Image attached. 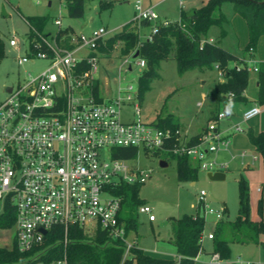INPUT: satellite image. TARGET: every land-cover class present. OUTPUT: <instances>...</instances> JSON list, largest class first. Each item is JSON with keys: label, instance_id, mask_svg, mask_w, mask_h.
Wrapping results in <instances>:
<instances>
[{"label": "built area", "instance_id": "1", "mask_svg": "<svg viewBox=\"0 0 264 264\" xmlns=\"http://www.w3.org/2000/svg\"><path fill=\"white\" fill-rule=\"evenodd\" d=\"M136 10V20L153 23L152 33L156 32L157 23L170 22L160 19L154 6L144 7L141 0L137 1ZM55 23L61 27V17ZM109 32L100 27L90 33H74L71 47L63 39L42 36L45 48L33 51L29 47V54L20 62L42 58L49 60L50 66L35 75L29 73L24 82L8 88L7 98L0 102V220L13 219L14 244L21 252L42 253L49 231L55 227L64 231V257L34 264H69L66 248L73 226L83 228L88 235H94L101 227L112 240L123 241L124 258L130 256L137 243L129 239L125 224L120 221L123 196L116 189L122 184H143L152 176V169L138 163L142 150L145 154L171 150L187 155L207 172L228 168L210 156L230 144L218 133L217 122L208 123L199 140L191 143L190 138L181 136V129L174 131L143 120L137 102L136 118L123 119V106L139 99V89L133 84L120 86L111 96L101 91L95 95L94 87L99 81L98 48ZM146 38H152L151 32ZM10 44L17 46V39H11ZM249 51L253 53L255 48L250 47ZM130 57L126 58L129 70ZM138 64L145 67L146 61L139 59ZM254 69L259 70L257 65ZM260 112L261 107L254 105L244 112V120ZM226 116V111L221 110L214 119L219 121ZM243 130V126L237 127V131ZM173 138L178 142L168 148ZM117 147H139L140 151L136 158H121L115 156ZM241 156L246 158V152ZM205 194L202 190L199 198L203 211L207 208ZM139 210L155 220L149 204L141 205ZM223 217L224 213H218V219ZM209 237L213 238V233ZM181 259L176 257L177 264ZM214 259L221 258L214 254Z\"/></svg>", "mask_w": 264, "mask_h": 264}, {"label": "rangeland", "instance_id": "2", "mask_svg": "<svg viewBox=\"0 0 264 264\" xmlns=\"http://www.w3.org/2000/svg\"><path fill=\"white\" fill-rule=\"evenodd\" d=\"M113 1L109 7L101 8L102 2ZM138 0H85V13L81 18L68 15L67 7L63 0H0V37L5 43V55L0 62V102L7 98V89L24 82L31 73L35 75L47 69L51 62L38 58L35 61L20 62V58L29 54L28 34L30 26L26 16L49 14L50 20L46 32H51L50 37L55 38L60 28L71 26L75 33H90L93 30L105 27L110 32L106 36L114 35L127 25H133L138 16L136 10ZM208 0H141L144 7L157 4L155 11L160 19H169L177 22L181 18L182 10L187 11L192 6H201ZM51 3V5H50ZM223 13L227 20L223 27L228 35L222 43L237 52L248 42V23L240 15L234 13L232 2L224 3L216 14ZM62 19V26L55 23L57 18ZM222 27L214 25L209 30L208 38L219 34ZM140 35L146 38L150 33L149 27H141ZM16 38L17 46H12L10 40ZM120 45L115 46L111 57L103 52H98L99 69L96 78L100 81V91L105 96L116 94L120 86L133 84L139 88V77L145 67L138 64L139 58L130 57L132 68L128 69L127 56L120 53ZM251 87L248 89L249 97L253 96L254 78L258 74L254 66L257 59L254 54L250 57ZM160 77L156 78L147 91L143 100L137 98L125 104L121 110L125 121L135 119V103L141 108V117L146 121H156L159 118L173 115L178 121L181 136L190 138L200 133L211 122H217L218 133L230 140L227 149H220L210 156L226 163L228 168L224 171L226 178L214 180L208 172L200 170L196 180L178 179L176 160L167 153L145 154L142 150L139 156V165L152 169V176L140 186V199L152 207L155 220L151 222L149 215L141 213L138 209L139 228L129 232V239L136 240L145 251L166 257H177V249L173 243L172 221L184 214H196L199 211L200 193L205 191L206 226L202 245L204 253L194 264H264V246L262 244L233 243L231 256L225 260H215L211 253L214 241L208 238L213 233L218 213H224L225 219L235 220L239 214V180L244 177L249 184L250 208L252 216L257 220L258 200L260 190L264 184V162L261 154L252 148L248 132L250 129L259 130L264 126V105L262 113L244 120L245 107L250 101L228 100L226 107L231 113L221 119H212V112L225 107L211 95L215 84L223 78L217 67L195 68L185 73H180L177 61L170 57L163 61L159 67ZM201 103V104H200ZM243 126V131H237L238 126ZM228 135V136H227ZM242 152L247 157L242 158ZM256 157V160H253ZM221 158V159H220ZM165 159L168 166L161 165ZM131 196V191L129 192ZM131 198V197H130ZM130 199L122 205V215L128 216L131 211ZM16 228L14 225L0 227V246L12 248L15 241ZM90 233V231H89ZM92 236V234H89Z\"/></svg>", "mask_w": 264, "mask_h": 264}, {"label": "trees", "instance_id": "3", "mask_svg": "<svg viewBox=\"0 0 264 264\" xmlns=\"http://www.w3.org/2000/svg\"><path fill=\"white\" fill-rule=\"evenodd\" d=\"M70 17L81 18L85 13V0H63ZM227 2H232L235 13L242 16L248 23L249 42L246 49L256 47L260 38L264 36V0H208L205 4L194 8L192 11L182 10L181 18L177 22L157 23V30L152 33L153 23L149 20H136L133 25H127L123 30L101 42L98 52L111 57L115 46L120 45L122 56H134L139 53V59L146 61L144 71L139 77L138 97L143 100L147 91L151 89L153 81L160 77L159 67L161 63L170 57L177 61L178 71L185 73L195 68H215L222 72L223 80H219L211 91V95L219 103L226 105L230 99L246 101V91L250 83V70L247 59L225 48L221 41L227 35L222 28L217 40L210 41L207 37L209 30L214 25L223 26L227 20L223 13L216 14L218 9ZM113 1L102 2L101 8L109 7ZM30 26L28 34L29 47L37 51L45 48L43 37H50L51 32H46L50 20L49 14L26 16ZM141 27H149L152 38H142ZM75 32L71 27L60 28L56 38L63 39L67 47H71L70 40ZM44 45V46H43ZM5 55V43L0 37V62ZM258 103L264 105V62L258 65ZM100 92V83L95 85L96 96ZM216 116V115H215ZM215 116L211 117L212 119ZM161 127H169L174 131L180 129V124L175 121L173 115L159 118L156 121ZM201 132L190 137L191 143L199 140ZM249 140L254 148L261 154L264 162V131L256 132L250 129ZM178 141L173 138L168 148H173ZM139 147H117L115 156L121 158H136ZM158 151L157 153H159ZM176 160L178 179L196 180L200 169L187 155L175 154L173 151L164 152ZM165 160V159H163ZM142 184H122L116 189V193L123 196V203L131 200V211L127 217L120 212V221L125 224L127 233L137 231L139 228L138 209L145 204L139 191ZM262 194L258 200L259 219H254L250 208L249 184L244 177L239 180V214L235 220H227L225 217L218 219L213 232L214 251L225 260L231 256L233 243H256L264 246V184ZM131 191V198L129 192ZM199 205L196 214H184L180 218H173L172 231L173 243L177 249V256L182 257L180 264H194L202 251V238L204 236L206 218ZM224 213L226 209L224 208ZM13 225V219H1L0 226ZM64 231L61 227H55L49 231L43 245L42 253L36 251L21 252L14 244L12 248L0 246V264H34L40 260L53 262L64 257L65 247L62 243ZM69 243L67 245V257L69 264H177L175 259H163L147 254L145 250L136 245L130 256L124 258L125 243L120 240H112L107 231L98 228L97 232L89 236L78 226L70 228ZM39 255V256H38ZM37 256V257H36Z\"/></svg>", "mask_w": 264, "mask_h": 264}, {"label": "crops", "instance_id": "4", "mask_svg": "<svg viewBox=\"0 0 264 264\" xmlns=\"http://www.w3.org/2000/svg\"><path fill=\"white\" fill-rule=\"evenodd\" d=\"M50 5H51V3H50ZM151 6H154V8H156L157 7V4H153V5H151ZM196 7H199V6H192L190 9H188L187 11H192L194 8H196ZM234 13H235V11H234ZM235 14H237V13H235ZM237 15H239V14H237ZM69 27H71V26H69ZM222 28H224L223 26H221ZM72 28V27H71ZM73 29V28H72ZM225 29V28H224ZM222 30V29H221ZM226 30V29H225ZM227 31V30H226ZM220 33H221V31H220ZM220 33L219 34H216V36L215 37H212V38H209L210 40H217L218 38H219V36H220ZM113 35V34H112ZM112 35H110V36H112ZM227 35H228V31H227ZM226 35V36H227ZM109 36V37H110ZM225 36V37H226ZM224 37V38H225ZM108 38V37H107ZM107 38H106V40H107ZM223 38V39H224ZM222 39V40H223ZM106 42V41H105ZM248 42H249V27H248ZM248 42H247V44H248ZM221 44L225 47V48H227L229 51H231V52H233V53H235V54H237L238 56H240L241 58H245V59H249L251 56H252V54H254L255 55V57H256V59H257V66L260 64V63H262V62H264V36L263 37H261L260 38V41H259V43H258V45L255 47V51L253 52V53H251L250 51H249V49H246V46H247V44L245 45V47H243L240 51H237V52H235V51H233V50H231L230 48H228L227 46H225L223 43H222V41H221ZM258 72V71H257ZM258 78H259V75L257 74L256 75V77L254 78V92H253V96L252 97H249V94H248V89L251 87V78H250V83H249V86H248V89H247V91H246V96H247V100L248 101H250L249 103H248V105L245 107V109L244 110H247V109H249L250 107H252V106H254V105H259L260 103H258V90H259V82H258ZM221 80H223V78L221 79ZM261 107V106H260ZM221 110H225L226 112L228 111V115L231 113V109H229L228 107H226V105H225V107H223V109L222 108H219L218 109V111H213L212 112V117L213 116H215L216 114H217V112H219V111H221ZM262 111H263V109L261 108V112L260 113H262ZM259 115V114H258ZM263 123H264V121H263ZM253 130H255V129H253ZM256 132H260V131H264V126H263V128L262 129H259V130H255ZM202 132V131H201ZM199 134V133H198ZM197 135V134H196ZM194 136V135H193ZM228 136V135H227ZM192 137V136H191ZM250 141V140H249ZM250 145L252 146V148L254 149V150H256L255 148H254V146L251 144V142H250ZM217 159V158H216ZM221 159V158H220ZM218 161H220V160H218ZM226 170V169H225ZM224 170V171H225ZM262 188V187H261ZM261 191H262V189H261ZM225 217V216H224ZM255 219V218H254ZM150 220V219H149ZM151 221V220H150ZM151 222H153V221H151ZM215 228V227H214ZM173 232V231H172ZM214 232V231H213ZM211 234V233H210ZM173 237V240H174V236H172ZM208 238L209 239H212L213 240V238H210L209 237V234H208ZM263 239H264V237H263ZM133 240H135L136 241V243H137V245L139 246V247H141L140 246V244H139V242L136 240V238L135 239H133ZM250 244V243H249ZM142 248V247H141ZM144 249V248H143ZM145 250V249H144ZM204 248H203V246H202V251L200 252V254L198 255V257L196 258V260L204 253ZM213 251H214V248H213ZM213 251L211 252V253H213ZM147 254H150V255H152V256H156V257H160V258H163V259H175L176 257H164V256H157V255H153V254H151V253H149V252H147V251H145ZM177 252V251H176ZM196 262V261H195Z\"/></svg>", "mask_w": 264, "mask_h": 264}, {"label": "water", "instance_id": "5", "mask_svg": "<svg viewBox=\"0 0 264 264\" xmlns=\"http://www.w3.org/2000/svg\"><path fill=\"white\" fill-rule=\"evenodd\" d=\"M139 55V53L137 52L133 57L134 58H137ZM131 68V67H130ZM228 114V111L226 112ZM161 165L166 167L168 166V162L166 160H161ZM208 176L211 178V179H214V180H221V179H225L226 178V173L224 171H215V172H212V171H209L208 172ZM43 232L46 233V230H43Z\"/></svg>", "mask_w": 264, "mask_h": 264}]
</instances>
